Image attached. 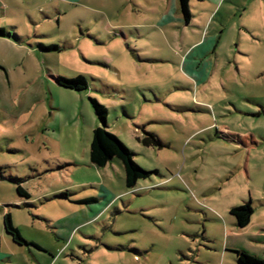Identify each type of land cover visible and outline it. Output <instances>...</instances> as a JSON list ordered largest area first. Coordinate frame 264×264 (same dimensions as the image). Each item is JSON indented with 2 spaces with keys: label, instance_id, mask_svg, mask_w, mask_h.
Masks as SVG:
<instances>
[{
  "label": "rangeland",
  "instance_id": "rangeland-1",
  "mask_svg": "<svg viewBox=\"0 0 264 264\" xmlns=\"http://www.w3.org/2000/svg\"><path fill=\"white\" fill-rule=\"evenodd\" d=\"M172 1L0 0V264L264 254V0H195L187 27ZM77 76L87 89L57 84ZM91 97L152 172L133 189L119 160L91 164ZM250 201L239 228L230 209Z\"/></svg>",
  "mask_w": 264,
  "mask_h": 264
},
{
  "label": "trees",
  "instance_id": "trees-1",
  "mask_svg": "<svg viewBox=\"0 0 264 264\" xmlns=\"http://www.w3.org/2000/svg\"><path fill=\"white\" fill-rule=\"evenodd\" d=\"M191 0H179L180 11L185 24H189L192 19V13L189 7ZM6 34L0 30V36L4 37ZM57 84L63 88L74 91H83L87 89V81L83 76H77L71 79L64 77L57 78ZM91 106L95 112L98 121L92 133V142L90 146V161L91 164L98 168H105L114 160H119L125 171V185L127 189H133L138 182L145 180L152 175V172L143 169L134 160V153L113 133L108 130V110L96 98H90ZM147 144V141H145ZM18 193L21 196L30 198V195L21 187H18ZM254 214L252 202L233 207L230 209V215L234 217L236 226L245 228L249 225ZM4 227L7 235H9L13 242L18 245H32L28 243L22 236L20 230L14 225L10 213L4 215ZM237 264H264V260L256 256L250 255L243 250L233 251Z\"/></svg>",
  "mask_w": 264,
  "mask_h": 264
},
{
  "label": "crops",
  "instance_id": "crops-1",
  "mask_svg": "<svg viewBox=\"0 0 264 264\" xmlns=\"http://www.w3.org/2000/svg\"><path fill=\"white\" fill-rule=\"evenodd\" d=\"M193 1H195V0H191L190 3H189V7H190V10H191V13H192V10L194 8ZM172 4L173 5L171 7V10L169 11L170 12V16L169 17H172V20H174L175 22H177L180 25H185L186 27L187 26H191V24L194 25L197 22L196 16L194 14H192V19H191L190 23L189 24H185V22L183 21L182 15H181L179 0H173L172 1ZM202 46H203V44H200V45L194 46L192 49H190L191 52L188 54L189 55V58H191L193 56V54H192L193 52H196L195 53L196 56H198V54L201 56V54L199 52H204L205 51L204 48H202ZM96 120H97V118H96ZM251 223H252V218H251V221H250V223H249L248 226H250ZM259 248L260 249H257L255 247L248 248V247H244L242 245H241V247H236V249L243 250V251H245V252H247L249 254L250 253H253V254L257 255L256 257L264 260V254L262 253V249H261V247H259ZM249 249H251V251ZM250 255H252V254H250Z\"/></svg>",
  "mask_w": 264,
  "mask_h": 264
}]
</instances>
